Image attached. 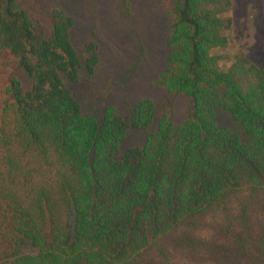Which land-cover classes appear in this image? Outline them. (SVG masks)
<instances>
[{"label":"trees","instance_id":"16d2710c","mask_svg":"<svg viewBox=\"0 0 264 264\" xmlns=\"http://www.w3.org/2000/svg\"><path fill=\"white\" fill-rule=\"evenodd\" d=\"M156 1L162 97L83 113L70 86L95 43L73 47L57 4L46 31L0 0L2 65L22 75L0 94V264H264V49L222 70L230 0Z\"/></svg>","mask_w":264,"mask_h":264},{"label":"rangeland","instance_id":"374dc122","mask_svg":"<svg viewBox=\"0 0 264 264\" xmlns=\"http://www.w3.org/2000/svg\"><path fill=\"white\" fill-rule=\"evenodd\" d=\"M50 4H57L72 18L74 48L80 50L89 40L96 45L98 63L93 74L80 70L70 86L83 113H95L108 105L120 112L126 102L162 97L164 90L150 84L162 69L168 34L164 10L156 0H130L129 17L119 13L117 0H26L24 5L39 23V30L41 26L48 30L49 21L40 9ZM221 16L230 19L224 31L227 44L214 51L220 56L222 70L239 55L256 51L257 46L264 49V0H230ZM2 61H9L6 53L0 58V94L7 74L22 80L20 71ZM184 117L185 100L180 96L173 104V124Z\"/></svg>","mask_w":264,"mask_h":264}]
</instances>
